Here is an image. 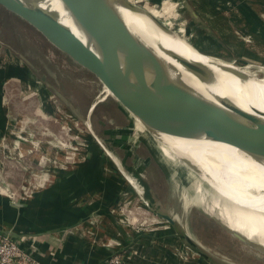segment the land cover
Here are the masks:
<instances>
[{"label":"rangeland","instance_id":"rangeland-1","mask_svg":"<svg viewBox=\"0 0 264 264\" xmlns=\"http://www.w3.org/2000/svg\"><path fill=\"white\" fill-rule=\"evenodd\" d=\"M193 1L130 0L158 10L161 16L157 18L188 37L191 44L195 42L202 53L250 64V72L264 77V4H259L264 0H250L258 1L256 6L243 5L245 0H202V7ZM166 6L172 10L166 12ZM205 19L219 30V37H208L200 30H210ZM0 48V56L6 54L7 59L0 57L4 65L0 74L5 76L0 109L6 110L9 129L14 130L0 142V192L27 190L31 180L38 188L61 174L101 175L104 186L109 176L116 175L117 201L112 206L123 226L146 236L165 233L167 239L176 238L168 233L187 232L220 262L264 264V252L233 236L208 211L209 202H202L196 189L187 187L188 182L177 175H169L172 163L161 164L135 135L130 116L106 95L99 80L1 6ZM13 60L27 66V74L19 72ZM42 89L53 94L49 97ZM30 165L37 170L32 177ZM147 200L170 213L177 228L154 213ZM177 253L182 264H210L185 240Z\"/></svg>","mask_w":264,"mask_h":264},{"label":"water","instance_id":"water-1","mask_svg":"<svg viewBox=\"0 0 264 264\" xmlns=\"http://www.w3.org/2000/svg\"><path fill=\"white\" fill-rule=\"evenodd\" d=\"M60 1L75 21L78 33L65 25L56 12L41 5L42 0H0V6L92 74L111 93L117 106L139 119L150 133L206 137L264 158V115L246 112L228 101H225L227 108L221 107L173 79L166 63L130 30L117 5L144 8L130 0ZM151 19L159 28L169 30L161 19L155 16ZM171 55L203 80L215 77L205 65L176 53ZM220 67L242 75L226 65ZM95 106L96 102L90 111ZM97 140L101 143L99 138ZM148 206L177 228V221L170 213L161 211L152 201H148ZM220 222L240 241L264 252L263 246ZM176 233L210 264H228L205 252L189 233Z\"/></svg>","mask_w":264,"mask_h":264},{"label":"bare ground","instance_id":"bare-ground-1","mask_svg":"<svg viewBox=\"0 0 264 264\" xmlns=\"http://www.w3.org/2000/svg\"><path fill=\"white\" fill-rule=\"evenodd\" d=\"M41 5L56 12L65 25L78 33L75 21L60 0H42ZM117 9L130 30L166 63L173 79L221 107L227 108L225 101H228L246 112L264 115V77L250 72L247 69L250 64L211 57L199 51L188 37L171 28L168 31L159 28L151 19V16H161L154 8H147L153 15L145 8L133 9L121 3ZM170 10L171 7L166 6L165 11ZM171 53L205 65L215 77L203 80ZM106 92L111 95L107 89ZM126 113L135 124V135L149 146L157 160L163 165L172 163L169 175H177L188 182L187 187L196 189L200 200L209 202L208 211L216 214L227 227L264 247V158L250 155L233 144L206 137L152 134L139 119L128 111ZM146 203L148 205V200Z\"/></svg>","mask_w":264,"mask_h":264},{"label":"crops","instance_id":"crops-1","mask_svg":"<svg viewBox=\"0 0 264 264\" xmlns=\"http://www.w3.org/2000/svg\"><path fill=\"white\" fill-rule=\"evenodd\" d=\"M193 2L202 7V0ZM257 3L250 0L246 3L245 0L243 5L256 6ZM212 11L218 13L215 9ZM209 29L200 28L208 37H219L215 26L209 24ZM2 52L0 48V55ZM0 57L6 59V54ZM14 62L12 64L18 66L19 72L24 70L27 74V66ZM4 82L5 76L1 73L0 87ZM2 90L0 88L1 95ZM42 90L49 97L53 94ZM7 114L2 107L0 142L14 133L9 129ZM30 167L32 177L37 170ZM59 177L38 188L31 180L27 190L0 192V233L16 240L43 264H106L108 257L116 251L124 254L126 264H182L177 253L182 239L176 231L168 234H174L177 239H167L165 233H148L146 236L118 222L117 211L112 206V201H117L116 175L109 176L104 186L101 175L84 178L78 174H61ZM111 196L115 197L112 199Z\"/></svg>","mask_w":264,"mask_h":264},{"label":"built area","instance_id":"built-area-1","mask_svg":"<svg viewBox=\"0 0 264 264\" xmlns=\"http://www.w3.org/2000/svg\"><path fill=\"white\" fill-rule=\"evenodd\" d=\"M100 143V142H99ZM101 145L102 142L100 143ZM123 254L112 252L106 264H126ZM0 264H43L11 237L0 233Z\"/></svg>","mask_w":264,"mask_h":264}]
</instances>
